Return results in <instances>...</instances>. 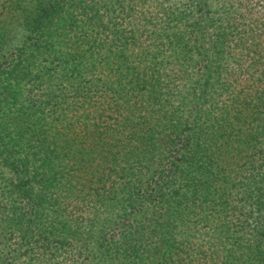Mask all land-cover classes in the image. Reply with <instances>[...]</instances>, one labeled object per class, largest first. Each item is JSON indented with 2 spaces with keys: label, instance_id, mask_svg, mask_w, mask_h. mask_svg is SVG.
Segmentation results:
<instances>
[{
  "label": "trees",
  "instance_id": "trees-1",
  "mask_svg": "<svg viewBox=\"0 0 264 264\" xmlns=\"http://www.w3.org/2000/svg\"><path fill=\"white\" fill-rule=\"evenodd\" d=\"M249 1L0 0V264H264Z\"/></svg>",
  "mask_w": 264,
  "mask_h": 264
},
{
  "label": "rangeland",
  "instance_id": "rangeland-1",
  "mask_svg": "<svg viewBox=\"0 0 264 264\" xmlns=\"http://www.w3.org/2000/svg\"><path fill=\"white\" fill-rule=\"evenodd\" d=\"M249 2H251L253 4L252 5L254 7L253 10L255 11L256 16L257 17L260 16L264 20V2H260V0H252ZM246 10H248L247 7H246V9L242 10L243 15L246 14ZM247 19L249 20V18H247ZM260 35H261L260 39H262V34L260 33ZM245 58H247V55L245 56Z\"/></svg>",
  "mask_w": 264,
  "mask_h": 264
}]
</instances>
